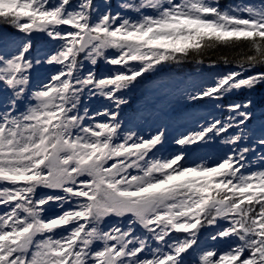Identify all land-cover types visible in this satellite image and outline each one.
I'll return each mask as SVG.
<instances>
[{
    "label": "snow or ice",
    "instance_id": "obj_1",
    "mask_svg": "<svg viewBox=\"0 0 264 264\" xmlns=\"http://www.w3.org/2000/svg\"><path fill=\"white\" fill-rule=\"evenodd\" d=\"M103 8L0 0V24L22 34L0 50V264H264V135L250 142L251 99L223 103L264 86V0L224 8L120 0L116 11L105 0ZM35 33L52 42L43 55H33ZM219 46L244 52L237 70L187 100L227 115L198 122L168 154L164 129L146 138L125 127V93L147 74L201 64ZM101 60L108 75L95 71ZM42 65L56 70L33 85ZM97 98L109 106L92 112ZM216 142L228 148L216 163L187 164L188 150ZM206 228L227 247L201 248Z\"/></svg>",
    "mask_w": 264,
    "mask_h": 264
},
{
    "label": "trees",
    "instance_id": "obj_2",
    "mask_svg": "<svg viewBox=\"0 0 264 264\" xmlns=\"http://www.w3.org/2000/svg\"><path fill=\"white\" fill-rule=\"evenodd\" d=\"M112 5V10L116 11L120 0H108ZM253 3L259 5L261 0H219L221 8L227 7L231 4L237 3ZM95 3L101 6L103 11L105 0H95ZM14 28L0 24V42L4 40H12L21 36ZM43 43L46 46L49 43L46 39H43ZM246 51V50H245ZM244 52L240 48H229L219 46L216 48L209 49L201 59L203 63H196L195 59L185 61L181 64H169L162 68V70L157 71L153 74H147V80L139 87H135L128 91L127 99L128 103L126 106L122 107L124 111L122 113V120L130 121V119L136 118L138 112H136L137 107L148 104V93L147 89L149 83L154 84V86H159L163 90H170L174 94L181 87H186L189 84L192 91L199 89L205 84H212L214 77L218 75H223L230 71L237 70V63L240 61ZM107 65L103 60L99 61L95 67L96 73L100 70L108 69ZM257 70H264V68H258ZM0 94H3L0 91ZM247 99L252 100L253 119L249 121L248 127L254 124L256 121L264 120V86H259L252 92H241L233 94L227 97L223 103H242ZM148 106V105H147ZM136 107V108H135ZM149 107V106H148ZM202 113L201 118L215 116L217 118H223L227 115L226 112H221L215 109L211 101L208 100H198L194 103L187 101L184 107L177 111L179 114L183 115V118L191 116V112ZM200 118V119H201ZM196 119H198L196 117ZM183 120L179 123L177 128L185 127L188 121ZM178 124V123H177ZM259 131L255 132L257 134Z\"/></svg>",
    "mask_w": 264,
    "mask_h": 264
},
{
    "label": "rangeland",
    "instance_id": "obj_3",
    "mask_svg": "<svg viewBox=\"0 0 264 264\" xmlns=\"http://www.w3.org/2000/svg\"><path fill=\"white\" fill-rule=\"evenodd\" d=\"M39 34V39H33V55H43L44 53L51 50L52 42L49 41V39L44 36L43 34ZM43 39H46L49 41L47 44L48 46L43 43ZM0 42V50H2L4 42ZM91 65H87V68H90ZM86 68V70H87ZM110 68V66H109ZM109 68L105 70H100L97 75H108L109 74ZM56 69L50 68L47 65H42L38 69H35L32 73V83L33 85L39 83L40 81L46 80ZM186 87H181L176 91L174 94L170 93V90H163L159 86H154V84L149 83L147 89L148 93V106L142 105L141 107H137V117L130 119V121H126L125 119L124 125L126 128H131L133 131H136L140 135L145 136L146 138L150 134H154L160 129H164L166 131V141L164 144V147L162 151L165 154L172 153L174 151H177V146L175 145L174 141L175 139L187 132L198 130V122L200 124L204 123L205 118H201L202 113H195L191 112V116L183 118L182 114H179L177 111L182 109L184 107V104L188 101L187 100V93L192 92V89L189 84L185 85ZM2 92V91H1ZM3 93V92H2ZM127 96V94L125 93ZM128 97V96H127ZM5 99V94H0V105L3 104ZM109 106V102L103 99H95L91 100L88 104V107L91 109L92 112H95L97 110H101L105 107ZM126 106V104L124 105ZM123 106V107H124ZM136 108V107H135ZM124 111H121V118L122 113ZM196 117L198 119H196ZM201 118V119H200ZM211 118V117H206ZM100 119H103V117H100ZM188 121L187 124H185V127L183 128H177L179 126V123L183 122V120ZM178 123V124H177ZM259 131L257 134L255 132ZM248 134L251 140H255L259 138L261 135H264V120L256 121L254 124H251L248 127ZM228 151V148L220 145L218 142L213 143L209 147L205 148H195V146L188 150L186 152V162L188 165L193 164H199L201 162L214 164L216 163L220 158L223 157V155ZM254 154L249 155V159H253ZM252 169H248V171H251ZM0 211H2V208H0ZM57 210L55 206L53 205L52 208L49 210L47 215H56ZM115 218H109V220L114 221ZM139 231V229H137ZM214 231L212 228H206L203 229L200 233L199 237V243L201 248H211V247H219L220 249H223L227 247V245H217L216 242H213L210 239L211 233ZM173 235H183V234H176ZM96 247H99V245H96ZM189 262L191 261L192 257H188Z\"/></svg>",
    "mask_w": 264,
    "mask_h": 264
},
{
    "label": "water",
    "instance_id": "obj_4",
    "mask_svg": "<svg viewBox=\"0 0 264 264\" xmlns=\"http://www.w3.org/2000/svg\"><path fill=\"white\" fill-rule=\"evenodd\" d=\"M34 37H35L34 39H39L40 38L38 33H35Z\"/></svg>",
    "mask_w": 264,
    "mask_h": 264
}]
</instances>
